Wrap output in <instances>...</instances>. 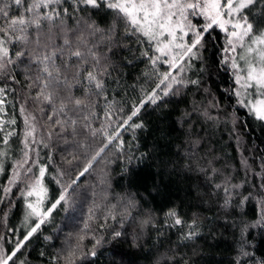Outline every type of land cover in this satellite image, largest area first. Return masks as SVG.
I'll return each mask as SVG.
<instances>
[{
	"label": "trees",
	"instance_id": "trees-1",
	"mask_svg": "<svg viewBox=\"0 0 264 264\" xmlns=\"http://www.w3.org/2000/svg\"><path fill=\"white\" fill-rule=\"evenodd\" d=\"M64 7L69 8V24L75 25L72 17L80 15L74 12L76 5L67 0ZM249 15L257 24L264 22V5L257 6ZM95 19L103 26L110 17L103 12ZM225 45L224 34L214 31L207 48L202 49L200 65H213L211 75L206 71L189 73L194 79L202 76L206 93L185 89L180 96L164 98L159 106L147 104L134 118L143 127L135 130L118 126L133 105L152 90L156 77L144 60L127 50L116 53V66L110 69L111 77L106 78V93L116 102L117 109L108 131H120L123 149L118 150L116 142L105 149L93 168L72 184L70 199L58 206L49 222L25 243L14 264H63L57 257L77 244L82 253L95 251L96 255L89 254L76 264H155L157 257L169 250L172 257L167 264H234L241 244L249 253L244 257L247 264H264V225L256 223V193L264 181V122L239 104L232 70L218 63L224 56ZM142 47L146 45H132L133 50ZM145 72L149 75L145 76ZM29 74L34 75L35 71ZM24 75L23 70L16 71V84L0 80V85L9 88L5 109L16 117L15 131L21 137L24 125L18 111L23 102L20 93H28L26 85L30 83ZM211 100L216 107L210 111L217 119L208 121L193 112L188 119L192 120L189 127L194 128V133L189 135L188 128L181 123L183 114L193 105L204 108ZM28 104L31 106L32 102ZM104 104L101 100L99 114L92 118V128L101 127ZM121 108L123 111H119ZM197 138L200 147L194 148ZM69 139L72 142L65 144L54 137L51 150L40 147L39 160L49 168L45 178L46 206L58 199L66 184L72 183L87 160L106 143L99 134L91 137L83 133L75 140ZM0 149L8 152L7 157H0L5 169L0 173V199H4L0 204V247L7 252L27 231L25 201L20 191L14 190L6 197L3 193L15 160L22 155V144L15 140L6 149L0 144ZM72 155L78 159L69 165L65 158L71 159ZM209 162L221 174L206 176L200 171L209 168ZM60 170L63 176L58 184L53 177ZM225 175L233 183L251 189L252 199L239 208L223 209V193L217 191L215 184L222 183ZM129 198L135 200L130 215L125 213ZM170 209H175L185 221L197 220L199 235L195 239L185 240L188 229L171 225L166 217ZM110 211L115 213V220L108 216ZM114 231L121 235L115 237Z\"/></svg>",
	"mask_w": 264,
	"mask_h": 264
},
{
	"label": "snow or ice",
	"instance_id": "snow-or-ice-1",
	"mask_svg": "<svg viewBox=\"0 0 264 264\" xmlns=\"http://www.w3.org/2000/svg\"><path fill=\"white\" fill-rule=\"evenodd\" d=\"M66 2L0 0V80L19 83L16 71L23 70L24 79L30 81L26 85L28 93H20L23 102L19 104L18 111L23 118L22 137L15 131L16 117L5 109L9 88L0 85V144L5 149L15 140L22 144V155L15 160L12 176L3 193L6 197L12 193L13 186L21 182L25 185L20 195L25 201L24 224L27 227L13 249L5 252L0 247V264H14L25 243L49 222L58 206L67 202L66 191H61L58 199L46 206L48 187L45 178L49 168L39 160L40 152L36 146L51 150L54 137L68 144L72 142L69 137L75 140L83 133L91 137L99 134L104 138L106 143L87 160L72 184L93 168L113 142H116L118 150L123 149L120 131H108L114 122L112 114L117 109L116 102L110 100L106 93V78L112 75L110 69L116 66L118 51L127 50L144 60L156 77L152 90L133 105L118 127L142 128L143 125L135 122L134 118L147 104L159 106L166 97L180 96L182 90L196 89L206 93L207 89H202V76L194 79L189 73L206 71L211 75L213 65L205 68L200 65L203 63L202 49L207 48L216 30L224 34L227 45L218 63L231 68L238 85L235 95L241 106H246L258 121L264 122V99L250 101L241 98L249 90L264 97V22L257 24L249 15L254 8L264 5V0H72L76 5L74 12L80 13L72 17L75 25L68 22L70 14L69 8L64 7ZM103 12H107L110 19L102 26L95 17ZM133 44L146 47L133 50ZM33 70L35 74L30 75ZM101 100L105 101L102 109L104 120L100 128H92V118L99 114L97 108ZM28 101L32 102L31 106ZM215 107L216 102L211 100L206 107L193 105L183 114L181 123L188 128L189 135L194 133V128L189 127L192 120L188 117L195 112L213 121L217 118L210 109ZM193 147H200L198 138ZM7 155V150L0 149V157ZM76 159L78 157L74 155L71 159L65 158L69 165ZM209 164V168L200 171L206 176L209 173L221 174L220 169L211 166V162ZM4 171L0 163V173ZM62 176L63 171L60 170L53 179L59 184ZM215 187L223 193L221 207L225 210L239 208L253 196L251 189H245L242 183H233L227 175ZM256 195L259 196L256 205L259 219L256 223L264 225V181ZM3 203L4 199H0V204ZM134 206L135 200L129 198L125 213L130 215ZM108 216L116 219L114 212L110 211ZM166 217L171 225L188 229L184 234L185 240H193L199 235L196 219L185 221L175 209L168 210ZM4 218L7 219L6 216ZM113 235L119 237L121 232L114 231ZM96 243L98 245L100 240ZM89 254L96 255L95 251L82 253L77 244L57 260L62 259L63 264H76L77 260H83ZM248 256V251L241 244L234 264H247L244 257ZM171 257L169 250L158 256L155 264H167Z\"/></svg>",
	"mask_w": 264,
	"mask_h": 264
},
{
	"label": "rangeland",
	"instance_id": "rangeland-1",
	"mask_svg": "<svg viewBox=\"0 0 264 264\" xmlns=\"http://www.w3.org/2000/svg\"><path fill=\"white\" fill-rule=\"evenodd\" d=\"M227 45H225V47H226ZM228 66V65H227ZM231 69V68H230ZM236 90H238V85H236ZM236 90H235V92H236ZM237 97V96H236ZM241 98H246V99H248V100H250V101H255L256 99H264V97H260L258 94H253V92H252V90H249L247 93H245V96L244 97H241ZM238 99V98H237ZM238 102H239V99H238ZM239 104H240V102H239ZM241 105V104H240ZM244 108H246L247 109V111L249 112V109L246 107V106H243ZM36 148H37V151H39L40 152V146H36ZM40 157V156H39ZM35 171V170H34ZM68 187H66L65 189H63V191H66V193H67V200L68 199H70V187L72 186V183H68V184H66ZM24 188H25V185L21 182V183H18L17 185H15V186H13V191L14 190H19V191H21V190H24ZM12 191V192H13Z\"/></svg>",
	"mask_w": 264,
	"mask_h": 264
}]
</instances>
